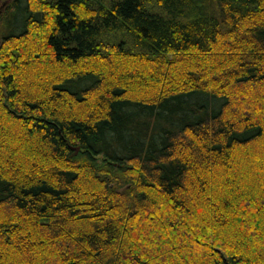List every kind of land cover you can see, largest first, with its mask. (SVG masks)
Masks as SVG:
<instances>
[{
	"label": "trees",
	"instance_id": "1",
	"mask_svg": "<svg viewBox=\"0 0 264 264\" xmlns=\"http://www.w3.org/2000/svg\"><path fill=\"white\" fill-rule=\"evenodd\" d=\"M0 38V264H264V0H13Z\"/></svg>",
	"mask_w": 264,
	"mask_h": 264
},
{
	"label": "rangeland",
	"instance_id": "2",
	"mask_svg": "<svg viewBox=\"0 0 264 264\" xmlns=\"http://www.w3.org/2000/svg\"><path fill=\"white\" fill-rule=\"evenodd\" d=\"M13 0H0V13L4 12L7 6L12 2ZM1 43V38H0Z\"/></svg>",
	"mask_w": 264,
	"mask_h": 264
}]
</instances>
